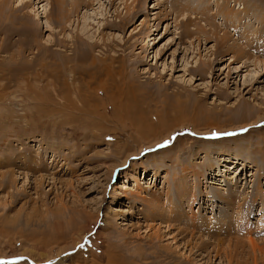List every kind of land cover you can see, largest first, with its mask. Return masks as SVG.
<instances>
[{"label":"rangeland","instance_id":"obj_1","mask_svg":"<svg viewBox=\"0 0 264 264\" xmlns=\"http://www.w3.org/2000/svg\"><path fill=\"white\" fill-rule=\"evenodd\" d=\"M59 1L0 0V264H264V0Z\"/></svg>","mask_w":264,"mask_h":264},{"label":"bare ground","instance_id":"obj_2","mask_svg":"<svg viewBox=\"0 0 264 264\" xmlns=\"http://www.w3.org/2000/svg\"><path fill=\"white\" fill-rule=\"evenodd\" d=\"M2 1H4V0H2ZM27 1V0H26ZM21 2V1H20ZM60 2V4L61 5H63V4H66V0H60L59 1ZM28 3V2H27ZM14 5V4H13ZM29 4H19V5H17L16 7L17 8H14V7H12L14 10H11V12H13L14 14L15 13H17V12H20V11H23L27 6H28ZM72 5H73V7H76V0H74V2H72ZM199 5H200V8H201V5H203L202 6V8L204 9V10H206L207 8H206V2H201V3H199ZM224 5V4H223ZM226 7V6H225ZM1 8H2V10H5L6 9V6H1L0 5V11H1ZM222 9V8H221ZM223 10L224 11H226V14H228V16H230L231 18H233V17H235L238 13H237V10L235 11V9H233V8H228V7H226V8H223ZM29 12H30V14L32 15V19H34V21H37L38 20V22H39V24L42 26V27H45L46 28V30H47V27L48 28H50V27H53L51 24H48V22L47 21H44L43 20V18H46V15H45V13H46V10L45 9H43L42 11H40V12H37L38 10L37 9H35V10H28ZM74 11V10H73ZM127 13V12H126ZM43 14V15H42ZM69 15H70V13L69 14H65L64 16H62L61 18H60V20L58 19V22L60 23V25H61V29L62 30H64L65 29V24H66V22H68L69 21ZM125 17V16H124ZM123 17V18H124ZM132 18H133V16H129L127 19H125V20H123V19H121V20H123V21H121L120 20V22H119V24L120 23H122V24H120V25H122V27H124V26H126V24L127 23H129L131 20H132ZM55 21V20H54ZM55 24V23H54ZM119 24H109V25H106V26H104L103 27V29L105 28V27H107V26H110V25H113V26H116V25H119ZM59 25V26H60ZM77 36H78V38L79 39H76V40H78L79 41V43L80 44H82V41H84V37L81 35V33L80 34H77ZM216 40H218V41H220V39H218V38H216ZM85 42H88L89 43V45H92V46H94V45H96L97 46V43H93L92 44V41H90L89 39L87 40V41H85ZM83 45V44H82ZM81 45V46H82ZM77 48V47H76ZM75 48V49H76ZM78 54V53H77ZM79 57V56H78ZM211 67V65H210V63H206V62H203L202 64H200V65H198L195 69H193V71H200V72H206L207 70H208V68H210ZM178 189H177V193L178 194H182L183 192H184V190L186 189V187H185V185H180V184H178V187H177ZM190 194H192V193H190ZM193 197L195 198V195H193ZM235 197H236V195H235ZM263 198V197H262ZM196 199V198H195ZM228 200H230V198L228 199ZM228 200H226V202L228 201ZM235 199H232V201H234ZM200 203V202H199ZM261 211L263 212L264 211V208L263 207H261Z\"/></svg>","mask_w":264,"mask_h":264},{"label":"snow or ice","instance_id":"obj_3","mask_svg":"<svg viewBox=\"0 0 264 264\" xmlns=\"http://www.w3.org/2000/svg\"><path fill=\"white\" fill-rule=\"evenodd\" d=\"M233 133H224L223 135H232ZM3 264H8L7 261H4Z\"/></svg>","mask_w":264,"mask_h":264}]
</instances>
